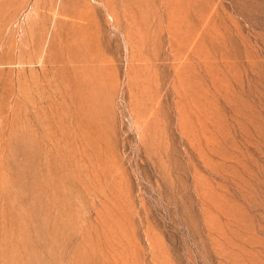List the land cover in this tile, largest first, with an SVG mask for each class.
<instances>
[{
	"label": "rangeland",
	"instance_id": "1",
	"mask_svg": "<svg viewBox=\"0 0 264 264\" xmlns=\"http://www.w3.org/2000/svg\"><path fill=\"white\" fill-rule=\"evenodd\" d=\"M0 264H264V0H0Z\"/></svg>",
	"mask_w": 264,
	"mask_h": 264
}]
</instances>
